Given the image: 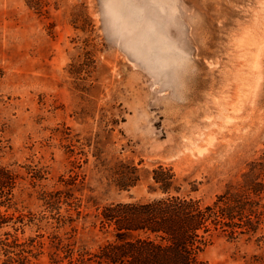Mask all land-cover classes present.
<instances>
[{"label":"rangeland","instance_id":"1","mask_svg":"<svg viewBox=\"0 0 264 264\" xmlns=\"http://www.w3.org/2000/svg\"><path fill=\"white\" fill-rule=\"evenodd\" d=\"M259 164L264 0H0V166L18 173L0 212L44 242L33 263L50 264L69 199L82 214L58 236L92 254L111 240L104 206L163 197L158 166L210 204ZM262 235L214 237L201 258L264 264Z\"/></svg>","mask_w":264,"mask_h":264},{"label":"trees","instance_id":"2","mask_svg":"<svg viewBox=\"0 0 264 264\" xmlns=\"http://www.w3.org/2000/svg\"><path fill=\"white\" fill-rule=\"evenodd\" d=\"M246 179L210 204L182 193L171 169L158 166L152 180L163 197L144 203H117L104 206L96 215L101 230L111 237L95 253L75 251L74 243H64L58 230L74 231L71 210L81 216V204L69 197L66 215L59 212L54 233L49 238L50 264H207L201 255L214 237L235 240L240 236L263 237L264 224L258 221L256 206L264 200V164L250 169ZM18 173L0 166V207H10ZM138 181V178L135 180ZM65 191L50 194L47 204L59 210L61 198L75 183L59 180ZM52 198V199H51ZM74 197H72V200ZM256 218V219H255ZM21 223L13 215L0 212L1 264H35L44 242L21 241ZM67 233H65L66 235Z\"/></svg>","mask_w":264,"mask_h":264}]
</instances>
